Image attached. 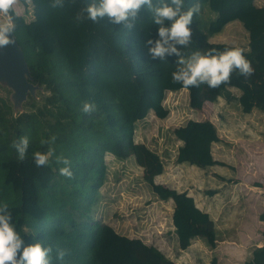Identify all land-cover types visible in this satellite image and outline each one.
<instances>
[{
    "label": "trees",
    "instance_id": "obj_1",
    "mask_svg": "<svg viewBox=\"0 0 264 264\" xmlns=\"http://www.w3.org/2000/svg\"><path fill=\"white\" fill-rule=\"evenodd\" d=\"M91 2H66L64 8L54 9L52 0H33V21L15 16L14 34L29 66L30 81L44 93L29 95L16 116L7 96L0 95V203H8L14 221L27 228L21 233L26 243L40 241L66 250L63 264H178L157 247L95 222L91 215L106 181V155L113 153L121 161L134 157L152 193L161 201L174 202L172 222L179 249L187 250L195 239H203L211 248L217 243L210 215L187 192L157 183L165 170L160 155L135 140L137 123L151 112L161 120L168 118L166 95L182 90L171 75L178 58L153 61L149 57L146 40L155 39L157 29L146 8L131 31L107 18L77 24L76 13ZM255 2L185 0V10L199 3L201 12L190 25L192 44L181 48L184 56L228 49L211 39L239 21L249 40L244 54L255 70L247 79L234 72L230 84L216 89L202 84L188 91H211L216 97L234 99L245 113L264 112V7ZM229 86L240 89L242 95L233 97ZM85 102L94 103L97 111L84 113ZM173 134L181 142L177 163L202 169L221 164L212 155L219 135L211 121L190 120ZM25 136L29 149L20 161L12 145ZM53 136L56 155L70 160L72 179L59 174L63 165H56L54 157L48 166L35 165L32 154L47 152L41 140ZM210 264H217V259ZM246 264H264V246Z\"/></svg>",
    "mask_w": 264,
    "mask_h": 264
},
{
    "label": "rangeland",
    "instance_id": "obj_2",
    "mask_svg": "<svg viewBox=\"0 0 264 264\" xmlns=\"http://www.w3.org/2000/svg\"><path fill=\"white\" fill-rule=\"evenodd\" d=\"M260 5H264V0ZM16 13L27 22L34 20L33 6L25 8L20 4ZM246 33L242 23L235 21L213 37L211 42L226 45L228 49H246L249 42ZM0 87V95L7 96L13 105L14 115L21 113L23 104L16 106L11 90L2 83ZM227 89L235 98L242 95V91L236 87L229 86ZM39 93H44L43 89H38L35 97ZM164 106L170 112L168 118L161 120L151 112L145 120L137 123L135 134L136 142L144 143L158 153L165 165L164 173L156 182L178 191L187 187L197 189V186L205 192L216 189L222 194L221 203L228 202L229 206L244 205L245 202L255 205L254 202L261 201L259 205L264 207V168L259 161L247 155L259 158L262 155L264 159V146L260 148L261 153L249 150L253 143L261 141L264 145V112L256 109L258 111L255 113H252L253 110L245 113L238 101H228L214 96L211 91L199 90L170 92L166 95ZM190 120L212 121L218 134L223 137L219 138L222 141L218 148L212 144V152L223 161L214 170L177 163L181 142L173 131ZM106 164V181L91 214L94 221L111 225L131 238H140L160 249L174 262L186 264L182 262L184 257L178 247L172 222L174 202L161 201L152 193L143 178V169L137 166L134 157L121 161L113 153H108ZM217 174V182H211V177ZM246 193L248 196H244ZM247 197L251 201H244Z\"/></svg>",
    "mask_w": 264,
    "mask_h": 264
},
{
    "label": "clouds",
    "instance_id": "obj_3",
    "mask_svg": "<svg viewBox=\"0 0 264 264\" xmlns=\"http://www.w3.org/2000/svg\"><path fill=\"white\" fill-rule=\"evenodd\" d=\"M23 4L29 8L33 0H0V48L15 43V16L17 6ZM76 5L78 0H52L51 7L64 8L65 3ZM146 8L151 14V23L156 26V38L146 40L145 48L151 60L166 61L168 57H177L176 70L172 72V82L182 86V90L200 87L202 84L211 89L219 88L222 84L231 83L234 72L240 76L250 78L254 74L252 63L244 54V49L234 47L224 51L207 49L196 51L185 57L181 48L187 49L192 44L193 32L190 25L193 17L201 12V5L195 3L185 10V0H92L85 4L76 13L74 18L77 24L87 21L100 23L107 18L113 25H122L128 31L133 30L140 23L139 14ZM179 46V47H178ZM82 111L92 114L97 111L94 103L85 102ZM56 137L41 140V145H47V152H34L33 160L37 167H45L55 158L59 167V174L72 179L73 172L70 160L63 155H56L54 147ZM20 161H24L28 154L29 139L22 137L14 142ZM27 228L14 221L9 204L0 203V264H63L68 252L37 241L26 243L22 232Z\"/></svg>",
    "mask_w": 264,
    "mask_h": 264
},
{
    "label": "crops",
    "instance_id": "obj_4",
    "mask_svg": "<svg viewBox=\"0 0 264 264\" xmlns=\"http://www.w3.org/2000/svg\"><path fill=\"white\" fill-rule=\"evenodd\" d=\"M260 2L262 3V0H256L255 3L258 7H264V5H260ZM244 50H248V47ZM257 111L255 109L252 113ZM218 135L219 138H223L220 134ZM221 141L222 139L214 143L217 148L219 147V143L221 144ZM263 146V143L259 141V143H253L249 150L251 149L254 153H261L260 148ZM220 152L222 153V151ZM212 155L217 162H223L216 157L215 153L212 152ZM247 155L259 161L262 168H264L262 155L261 158L255 157L256 155ZM216 167L218 165L209 168V170H214ZM251 176H253V173ZM217 178L218 174L213 175L210 180L211 182H217ZM180 192H187L189 196L194 198L197 207L210 215L217 231L215 248L209 247L203 239H195L187 250H181L182 258L184 257V261L182 262H187L186 264H210L216 258L217 264H246L252 259L253 252L257 248L264 246V221L261 220L264 207H260L259 204L261 201L254 202L255 205L245 202L244 205L229 206L227 204L228 202L226 204L221 203L220 198L222 194L216 189L205 192L197 186V189L187 187ZM244 196H248L247 193ZM247 200L251 201V198L247 197L244 201ZM177 263L181 264L179 262Z\"/></svg>",
    "mask_w": 264,
    "mask_h": 264
},
{
    "label": "water",
    "instance_id": "obj_5",
    "mask_svg": "<svg viewBox=\"0 0 264 264\" xmlns=\"http://www.w3.org/2000/svg\"><path fill=\"white\" fill-rule=\"evenodd\" d=\"M15 43L0 48V83L8 87L13 95L14 103L20 107L29 95L35 97L38 89L31 83V72L23 50L14 34Z\"/></svg>",
    "mask_w": 264,
    "mask_h": 264
}]
</instances>
